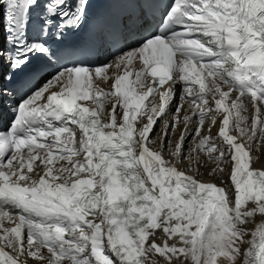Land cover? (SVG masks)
Segmentation results:
<instances>
[{
	"label": "snow or ice",
	"instance_id": "6c2138e0",
	"mask_svg": "<svg viewBox=\"0 0 264 264\" xmlns=\"http://www.w3.org/2000/svg\"><path fill=\"white\" fill-rule=\"evenodd\" d=\"M0 13V264H264V0Z\"/></svg>",
	"mask_w": 264,
	"mask_h": 264
},
{
	"label": "bare ground",
	"instance_id": "6f19581e",
	"mask_svg": "<svg viewBox=\"0 0 264 264\" xmlns=\"http://www.w3.org/2000/svg\"><path fill=\"white\" fill-rule=\"evenodd\" d=\"M111 83H112V81H108V82H106L105 83V85H106V89L108 90V88L110 87V85H111ZM233 95H236V94H233ZM16 102V101H15ZM15 102H14V104H15ZM191 114V113H190ZM179 128L180 127H178V130H179ZM178 130H176V134L173 136V139L175 140L176 139V136L178 135ZM214 134V133H213ZM215 135V134H214ZM261 153V152H260ZM257 154V153H256ZM254 155H255V153H254ZM262 157V156H261ZM262 160H264V157L262 158ZM211 165H213L212 163H210ZM256 165V164H255ZM255 165H253L254 167H256V168H261V167H264V165H262L261 163H259L258 165H261V166H255ZM209 171V169H206L204 172H203V175L204 176H206V174H207V172ZM217 178V177H216ZM216 178H214V175H212V178H202V180H206V181H211V182H215L217 185L219 184H221V181L223 180V181H227L228 180V172H225V174H224V176L223 177H221L220 179V181L219 180H217ZM209 179V180H208ZM218 181V183H217V181ZM260 217L259 216H257L256 218H255V220H253L252 222H250L249 223V229L251 230V229H253L256 225H258V223L260 222Z\"/></svg>",
	"mask_w": 264,
	"mask_h": 264
},
{
	"label": "rangeland",
	"instance_id": "374dc122",
	"mask_svg": "<svg viewBox=\"0 0 264 264\" xmlns=\"http://www.w3.org/2000/svg\"><path fill=\"white\" fill-rule=\"evenodd\" d=\"M0 15H1V13H0ZM262 141H263V143H261V146L259 147V152L264 153V139H262ZM260 142H261V141H260ZM263 157H264V156H262L261 159H262ZM258 164H259V162L256 163L255 166H261V165H258ZM214 178H216L215 175H214ZM220 178H221V177H220ZM220 178H219V179L216 178V179L220 181V180H221ZM209 179H210V178H209ZM209 179H208V180H209ZM205 181H206V180H205ZM248 227H249V225H248ZM245 239H249V237H245ZM246 247H248V245H245V248H246Z\"/></svg>",
	"mask_w": 264,
	"mask_h": 264
}]
</instances>
